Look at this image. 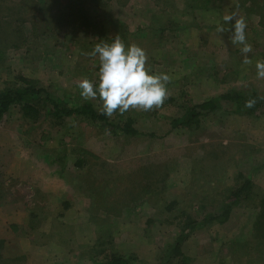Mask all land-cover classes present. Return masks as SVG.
Listing matches in <instances>:
<instances>
[{"label":"rangeland","instance_id":"obj_1","mask_svg":"<svg viewBox=\"0 0 264 264\" xmlns=\"http://www.w3.org/2000/svg\"><path fill=\"white\" fill-rule=\"evenodd\" d=\"M67 1L57 0L60 7H53L39 4V0H0V46H4L6 59L0 65V89L18 85L16 78L21 76L63 100L84 99L97 108L102 106L99 97L82 98L78 83L83 78L94 84L98 81L100 61L91 53L103 39L91 29L85 30L77 18L71 20L64 9ZM184 2L172 0L165 9L163 0H132L121 12V19L127 21L121 23L126 44L145 50L146 66L153 73L170 76L167 99L173 98V102L165 99L150 111L130 108L121 114L132 119L135 130L154 137L112 136L80 118H67L55 127L43 119L24 125L15 109L0 121V264H92L88 257L95 245V230L88 214L82 212L86 203L81 193L65 180L78 176L74 163L83 154L106 175H130L137 167H158L156 178L149 171L143 177H149V189L166 190V201H181L172 214L163 210L158 198L152 201L157 207L143 205L121 218H110L104 233L108 235L106 247L133 255L144 264H157L163 248L176 237V227L166 220L180 209L199 218V207L193 201L202 192L218 204L222 193L216 195L217 190L233 186L239 172L251 175L264 190V165L258 168L264 164V117L217 111L202 118L197 129L172 130L169 125L178 115L179 104H199L232 90L253 88L264 98V78H258L256 68L257 62L264 63L261 2L259 8H250L247 1L245 10L237 7L240 0H193L189 13ZM95 9L91 6L85 11L91 25H98L93 21ZM135 13L141 17V26L130 32V26H137ZM228 16L245 21L249 53H242L243 46L231 42L235 18L225 23ZM164 23L184 29L164 30L161 35L157 28ZM221 27L225 30L219 32ZM10 43L18 47L12 48ZM245 56L249 63H244ZM62 148L67 167L61 178L57 167L48 163L53 158L51 151ZM65 199L74 210L58 219L64 213L61 203ZM191 202L194 205L187 207ZM253 213V208L240 205L232 209L224 225L194 231L186 245L200 253L195 264H230L229 244L236 236L248 237ZM7 235L12 241L5 244ZM254 264H264V260Z\"/></svg>","mask_w":264,"mask_h":264},{"label":"trees","instance_id":"obj_2","mask_svg":"<svg viewBox=\"0 0 264 264\" xmlns=\"http://www.w3.org/2000/svg\"><path fill=\"white\" fill-rule=\"evenodd\" d=\"M113 1L68 0L64 5V9H66V13L71 20L77 18V23L79 22L81 26H84L85 30L91 28L94 31H99L98 25H91L85 19V11L94 6L103 16H106L104 13L108 12ZM163 1L165 3L162 7L165 9L171 7L172 0ZM192 1L185 0L184 2V9L188 10V13L193 8ZM247 1H249L250 8L252 6L256 8V5L259 8V1L261 2L259 23L264 28V0H240L237 7L246 10ZM18 22L20 21L16 22L17 25ZM11 29L14 31L19 30L16 27ZM183 29L184 27L173 23L160 24L157 28L161 35L165 33L164 30L181 32ZM125 32L122 29L120 33L121 41L124 43L127 42ZM104 41L108 42L107 39ZM10 44L12 48L18 47L16 43ZM96 45L93 47L95 48ZM4 52V46L2 45L0 46L1 66L6 60ZM16 80L19 82L18 85L0 89V121L10 114V109H15L18 110L19 119L24 125L35 124L43 119V121H49L51 127H55L61 126V123L67 118H80L94 123L100 130L112 136L154 137L153 134H142L135 130L132 119L123 117L118 111L114 112L112 116L102 115V106L95 108L88 100L66 101L50 93L47 88L36 87L34 82L29 79L18 76ZM250 100H254L255 103L251 107H247L246 102ZM166 101L173 102L174 99L168 98ZM177 107L179 109L178 115L169 122L172 130L197 129L202 118L215 114L217 111L254 119L264 117V98L254 88L240 91L232 90L217 97L209 98L199 104H179ZM51 154L53 158L51 157L48 164L56 166L57 172H60L59 177L62 178L67 167L66 164H63L66 159V152L62 148L59 152L52 150ZM74 165L76 170L79 171V174H76L78 176L71 179L65 177V180L81 193L86 203L88 222L92 225L96 234L95 245L91 248L88 261L92 264H144L133 255L124 256L106 247L105 240L108 235L104 233L106 226L111 222V217L121 218L124 214L128 215L134 210L133 208H140L143 205L157 207L152 202L154 199L159 198L161 200L163 210L168 214H172L174 209L180 205L181 201L176 198L166 201L164 196L166 190L151 191L149 189V177H143L149 171L153 172L152 179L156 178L158 167H137L134 173L130 175L126 173L106 175L102 174L104 171L101 173L95 169L94 163L87 161L84 154L77 157ZM263 165L260 164L258 168ZM215 176H217V173H215ZM141 178H143V184ZM216 180L218 184L222 181L220 178ZM233 181V186H225L217 192L214 190L216 195L222 193L218 196L219 200H216L218 204L206 195L207 192H202L201 197L194 199L193 203L196 202L195 204L198 205L200 210L198 219H194L191 212L180 209L179 213L172 216L171 220H166L167 224L176 227L177 235L172 243L163 248L157 264H195L200 253L196 249L190 250L186 245L189 236L198 229H205L212 225H224L229 220L232 209L240 205L245 208H253L254 219L250 223L248 237L236 236L232 238L228 248L230 264H254L260 262L261 259L264 260V190L253 182L251 175L245 176L239 172ZM61 205L63 212L69 208L68 202L62 201ZM193 205L191 202L187 207L191 208ZM192 211L195 212V210ZM253 214L249 217H253ZM62 217L61 213L56 216L58 219ZM31 243L34 244L32 240Z\"/></svg>","mask_w":264,"mask_h":264},{"label":"clouds","instance_id":"obj_3","mask_svg":"<svg viewBox=\"0 0 264 264\" xmlns=\"http://www.w3.org/2000/svg\"><path fill=\"white\" fill-rule=\"evenodd\" d=\"M234 18L231 42L242 45V53H249L251 46L246 43V23L243 18L228 16L225 23ZM224 30L221 27L218 31ZM91 55L99 57L98 82L94 84L88 78H83L78 88L82 98L99 97L102 101V115L112 116L117 111L123 114L130 108L150 111L161 106L167 99L170 76L166 73H153L146 66L147 55L141 47L126 46L116 37L110 44L96 45ZM244 63H249L247 56ZM256 68L258 78H264V63L257 62ZM254 103V100L247 101L246 106L251 107Z\"/></svg>","mask_w":264,"mask_h":264},{"label":"crops","instance_id":"obj_4","mask_svg":"<svg viewBox=\"0 0 264 264\" xmlns=\"http://www.w3.org/2000/svg\"><path fill=\"white\" fill-rule=\"evenodd\" d=\"M131 1L132 0H114L112 3H111V5H110V7H109V9H108V11L110 12V14L112 15L113 13H116V14H118V15H116V16H110V14H105L106 16H103L101 13H100V11L99 10H97V9H95L97 12H96V14H95V19H93V21H95V23H98V28H99V31H94L93 29H91L93 32H96L97 33V35H100V37H101V39H103V42H104V40L105 39H108L107 41V44H110V43H112V41H113V39H115L116 37H118L120 40H121V35H120V32H119V30H121L124 26H121V23H122V25H125L126 23L125 22H127V21H125V20H123V18L121 19V12L122 11H124V9H128V5H130V3H131ZM150 1V0H149ZM40 3H42V4H45V5H49V6H53V7H56V6H59L60 7V4L57 2V0H39V4ZM152 6H154L153 4H152ZM89 8H91V7H89ZM54 9V8H53ZM136 10V9H135ZM113 12V13H112ZM136 15L134 16V20H135V22L137 23V26H133V27H131L130 26V32H132V30L131 29H133L134 31H137V30H139V28H138V26H141V24L139 23V21H141L140 20V16H138L137 15V13H135ZM120 15V16H119ZM136 17H138L139 19H137L136 20ZM149 18V15L147 16V18L146 19H148ZM125 19V18H124ZM126 19H128V18H126ZM35 20H37V16H36V18H35ZM120 24V26L118 25V24ZM115 26H117V27H115ZM95 27V26H94ZM128 29V28H127ZM112 32H115L114 34H112ZM139 32H141V31H139ZM127 37V36H126ZM128 38H129V36H128ZM106 42V41H105ZM125 45H130L129 43H125ZM13 158H15V156H13ZM1 165V164H0ZM29 166H32V165H30L29 164ZM26 167H28V166H26ZM1 190V192H2V189H0ZM0 192V193H1ZM63 201H65V202H68V201H66V199L65 200H63ZM68 205H69V208L64 212V213H61L62 215H63V217H64V214L65 213H68V212H70V211H72V210H74V208H73V206H72V204H70L69 202H68ZM83 213H87L86 212V207L84 208V210L82 211ZM88 219V218H87ZM9 228H11V230H14L15 229V227H12V226H10L9 225ZM1 231H2V229H0ZM0 231V232H1ZM12 239V237L10 236V235H7L6 237H4L3 238V240L4 241H6L5 242V244H7L8 243V240H11ZM12 241V240H11Z\"/></svg>","mask_w":264,"mask_h":264}]
</instances>
